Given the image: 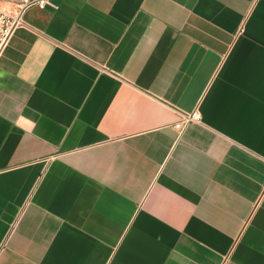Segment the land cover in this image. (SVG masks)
Returning a JSON list of instances; mask_svg holds the SVG:
<instances>
[{"label":"crops","instance_id":"crops-1","mask_svg":"<svg viewBox=\"0 0 264 264\" xmlns=\"http://www.w3.org/2000/svg\"><path fill=\"white\" fill-rule=\"evenodd\" d=\"M51 3L0 57V264H264V0Z\"/></svg>","mask_w":264,"mask_h":264},{"label":"built area","instance_id":"built-area-1","mask_svg":"<svg viewBox=\"0 0 264 264\" xmlns=\"http://www.w3.org/2000/svg\"><path fill=\"white\" fill-rule=\"evenodd\" d=\"M48 6H52L51 0H0V57L15 30L23 25L25 13L32 8L45 9ZM200 120L201 114L195 110L183 115L177 127Z\"/></svg>","mask_w":264,"mask_h":264}]
</instances>
